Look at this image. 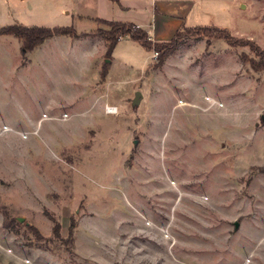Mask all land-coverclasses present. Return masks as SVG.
I'll use <instances>...</instances> for the list:
<instances>
[{
  "label": "rangeland",
  "instance_id": "1",
  "mask_svg": "<svg viewBox=\"0 0 264 264\" xmlns=\"http://www.w3.org/2000/svg\"><path fill=\"white\" fill-rule=\"evenodd\" d=\"M80 1L0 0V27L89 32L72 24ZM107 1L102 18L141 22L152 43L214 26L264 50V0H165L156 18L151 0L123 15ZM98 38L22 52L0 36V264H264V72L248 48L185 37L158 64Z\"/></svg>",
  "mask_w": 264,
  "mask_h": 264
},
{
  "label": "trees",
  "instance_id": "2",
  "mask_svg": "<svg viewBox=\"0 0 264 264\" xmlns=\"http://www.w3.org/2000/svg\"><path fill=\"white\" fill-rule=\"evenodd\" d=\"M110 1L119 3V0ZM94 21L96 23L104 24L106 28L99 27L89 32L78 33L72 26L46 27L14 23L0 27V36L10 35L19 40L22 52L32 51L40 46L46 39L56 35L69 36L73 39L87 36H98L106 45V56L111 55L113 49L122 37L128 36L132 41L137 42L144 49L148 51L153 49L157 53L158 64H161L168 55L176 50L183 38L204 36L207 40H224L229 46L234 48L247 47L252 56L241 53L240 58L242 61L248 63L252 70L264 72V50H262L253 40L237 37L223 28L214 26L187 27L181 25L170 40L156 41L155 43H152L149 39L148 33L132 22L106 20L100 18L94 19ZM108 67L109 62L103 63L101 79L105 77ZM74 228L75 222L71 220L68 227V239L66 240H72ZM30 229L36 236V239L42 238L36 229L33 227H30ZM52 234L56 238H60L59 224L57 222H55L52 227Z\"/></svg>",
  "mask_w": 264,
  "mask_h": 264
},
{
  "label": "crops",
  "instance_id": "3",
  "mask_svg": "<svg viewBox=\"0 0 264 264\" xmlns=\"http://www.w3.org/2000/svg\"><path fill=\"white\" fill-rule=\"evenodd\" d=\"M96 1L97 0H81L76 6H74L73 7L74 10H73V13L71 16L72 24L74 25V22H76V21L79 22V21L85 20V19H92L93 21H94V19H97V18L106 19V18H102L104 16H100L103 10H102V8L99 7V4ZM151 1H152V5H153L152 18H156L162 14L160 10H161V6L165 5V0H151ZM107 2H109V3L105 4V8L107 9L108 12H110L112 14L123 15L124 13H127L131 8V3L128 0H119V3H115V2H112L110 0H108ZM169 11L173 12L174 8H170ZM64 13L66 15H68V14H70V10H65ZM106 20L122 21L120 19H106ZM132 23H134L136 26H138L140 28L145 29L150 34V32L148 31V28H149L148 26H144L141 22H138V21L132 22ZM95 25H96V27L93 28L92 30H95L98 27L96 22H95ZM92 30H90V31H92ZM76 31L78 33L88 32V31H79V30H76ZM57 36H63V35H56V36H53L51 38H54ZM51 38H49V39H51ZM71 39L74 42H85L86 40L91 41L94 39L97 40L99 38L97 36H93V37L89 36V37H80L77 39H73V38H71ZM47 40L48 39H46L45 41H47Z\"/></svg>",
  "mask_w": 264,
  "mask_h": 264
},
{
  "label": "water",
  "instance_id": "4",
  "mask_svg": "<svg viewBox=\"0 0 264 264\" xmlns=\"http://www.w3.org/2000/svg\"><path fill=\"white\" fill-rule=\"evenodd\" d=\"M109 61H110L109 59H106L104 63L109 62ZM139 95H140V93L137 91V92L135 93V97H134V99H133V104H135V103L138 101V97H139ZM18 221L22 222V221H23V218H22V217H19V218H18Z\"/></svg>",
  "mask_w": 264,
  "mask_h": 264
},
{
  "label": "built area",
  "instance_id": "5",
  "mask_svg": "<svg viewBox=\"0 0 264 264\" xmlns=\"http://www.w3.org/2000/svg\"><path fill=\"white\" fill-rule=\"evenodd\" d=\"M105 110L108 112V113H113L115 112V108L111 107V106H106Z\"/></svg>",
  "mask_w": 264,
  "mask_h": 264
},
{
  "label": "bare ground",
  "instance_id": "6",
  "mask_svg": "<svg viewBox=\"0 0 264 264\" xmlns=\"http://www.w3.org/2000/svg\"><path fill=\"white\" fill-rule=\"evenodd\" d=\"M6 130H8V128Z\"/></svg>",
  "mask_w": 264,
  "mask_h": 264
}]
</instances>
